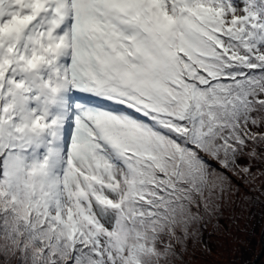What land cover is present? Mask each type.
<instances>
[{"label": "snow or ice", "instance_id": "obj_1", "mask_svg": "<svg viewBox=\"0 0 264 264\" xmlns=\"http://www.w3.org/2000/svg\"><path fill=\"white\" fill-rule=\"evenodd\" d=\"M232 176L264 178V0H0V264H188Z\"/></svg>", "mask_w": 264, "mask_h": 264}, {"label": "rangeland", "instance_id": "obj_2", "mask_svg": "<svg viewBox=\"0 0 264 264\" xmlns=\"http://www.w3.org/2000/svg\"><path fill=\"white\" fill-rule=\"evenodd\" d=\"M233 183L239 191L233 194L232 203H225L218 213L220 218L209 219L205 230L201 229V240L204 243L207 238L211 252L205 253L201 245L189 241L190 252L185 257L188 264H247L248 258L254 261L264 248V178L254 185L237 178ZM223 229L228 231L227 236ZM256 259V264H264V254Z\"/></svg>", "mask_w": 264, "mask_h": 264}, {"label": "trees", "instance_id": "obj_3", "mask_svg": "<svg viewBox=\"0 0 264 264\" xmlns=\"http://www.w3.org/2000/svg\"><path fill=\"white\" fill-rule=\"evenodd\" d=\"M229 175H231V173H229ZM235 179H236L235 176H232V180L234 181ZM217 217L220 218V215L218 214ZM256 225H257V224H256ZM201 229H202V230H205V226L202 225V226H201ZM208 235H210V234H208ZM262 235H263V238H264V232H263ZM263 238H262V239H263ZM206 240H207V238L204 239L203 241H204V243L208 244ZM263 244H264V240L262 241V246H263ZM189 245H191V243H189ZM194 245H196V244H194ZM194 245H192V246H194ZM198 248H199V247H198ZM262 249H263V247H262ZM261 252H262V250H261ZM261 252H260L259 254H261ZM258 256H259V255H258ZM258 256H257V257H258ZM257 257H256V258H257ZM256 258H254V261H253V260L251 261V259L248 258V263H247V264H256V263H255V259H256Z\"/></svg>", "mask_w": 264, "mask_h": 264}, {"label": "water", "instance_id": "obj_4", "mask_svg": "<svg viewBox=\"0 0 264 264\" xmlns=\"http://www.w3.org/2000/svg\"><path fill=\"white\" fill-rule=\"evenodd\" d=\"M263 254H264V248L262 249V252H261V254L258 256V258L256 259V261L259 260V259H261V257H262Z\"/></svg>", "mask_w": 264, "mask_h": 264}]
</instances>
